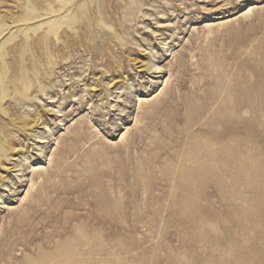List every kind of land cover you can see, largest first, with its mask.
Masks as SVG:
<instances>
[{
    "label": "rangeland",
    "instance_id": "1",
    "mask_svg": "<svg viewBox=\"0 0 264 264\" xmlns=\"http://www.w3.org/2000/svg\"><path fill=\"white\" fill-rule=\"evenodd\" d=\"M0 264H264V0H0Z\"/></svg>",
    "mask_w": 264,
    "mask_h": 264
},
{
    "label": "bare ground",
    "instance_id": "2",
    "mask_svg": "<svg viewBox=\"0 0 264 264\" xmlns=\"http://www.w3.org/2000/svg\"><path fill=\"white\" fill-rule=\"evenodd\" d=\"M151 67H153L155 70H158L159 69V66H157V65H152V66H149V68H151Z\"/></svg>",
    "mask_w": 264,
    "mask_h": 264
}]
</instances>
